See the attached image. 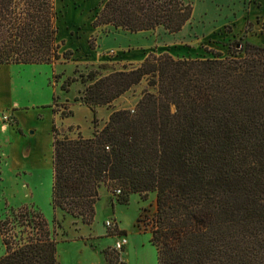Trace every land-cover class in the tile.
I'll list each match as a JSON object with an SVG mask.
<instances>
[{
    "label": "trees",
    "instance_id": "16d2710c",
    "mask_svg": "<svg viewBox=\"0 0 264 264\" xmlns=\"http://www.w3.org/2000/svg\"><path fill=\"white\" fill-rule=\"evenodd\" d=\"M193 1L101 0L91 24L178 32L192 18ZM58 34L55 0H0V65L71 59ZM88 44L95 48L93 38ZM236 44L223 57L149 53L135 67L66 77L61 89L80 80L74 100L94 112L112 108L143 79L152 90L133 108L113 110L101 128L95 114L89 137H71L53 122V209L90 225L103 184L121 190L122 204L155 192L157 264H264V45ZM13 213L0 221V264H60L55 228L23 207ZM21 226L26 235L15 239L9 229ZM103 252L107 264H117L116 250Z\"/></svg>",
    "mask_w": 264,
    "mask_h": 264
},
{
    "label": "rangeland",
    "instance_id": "374dc122",
    "mask_svg": "<svg viewBox=\"0 0 264 264\" xmlns=\"http://www.w3.org/2000/svg\"><path fill=\"white\" fill-rule=\"evenodd\" d=\"M100 2L101 0H55L58 40L64 42L61 51L64 48L74 51L71 59L59 60L52 65H0V221L11 220L14 217L13 212L22 207L29 212L42 215L50 227H55L60 264H94L92 263L94 258L89 252L78 253L74 244L76 242H65L70 240L71 232H74L75 239L85 237L81 226H77L81 220L60 209H53L51 202L53 175L49 158L52 138L49 136L50 126L45 112L40 129L23 126L15 114L42 111L45 109L42 105L47 104L45 99L52 98L51 89L54 90L57 86L58 92L61 91L60 83L66 77H79L80 73L86 74L92 68L98 69L99 73L104 75L122 70L124 65L127 68L135 67L143 61H140L143 56L149 53H169L174 58L202 59L213 58L218 54L223 57L228 54L229 48L239 47L237 42L247 41L264 45L262 32L264 0H194L192 18L178 32L169 33L162 27L139 32H129L109 25L97 27L98 31L87 38V42L93 38L94 50L98 52L101 48L97 58L101 63L91 64L87 62L90 61L89 55L81 52L88 47L83 37L92 27V20L101 8ZM109 41L111 43L106 45ZM132 53L140 54L142 57L130 58ZM53 74H59L60 77H54ZM83 88L84 84L80 80L74 81L69 86L68 95H79ZM147 89L152 90L147 80L143 79L114 102L120 108H133ZM59 99L60 96L51 103L54 108L60 110L57 113L60 114L64 109L70 110V103ZM7 112H11V116L5 120L3 117ZM69 116L62 119L58 117L56 124L69 136L76 137L77 133H80L79 126H72L70 130L62 126ZM39 117L41 118V115ZM75 118L76 116L73 120ZM80 124L83 132H90L86 120L80 121ZM29 136L34 137L27 142L23 140L19 145L17 142L13 148L12 144L17 139ZM47 140L45 152L39 147L42 146V141L45 145ZM10 148H13L11 153ZM11 154L21 165L15 164ZM103 187L105 190L96 203L94 220L87 226L91 233L97 230L103 233L102 236L95 235L94 239H88V242L113 248L117 237L124 235L119 232L117 224V229L106 225L105 210L113 201L121 227L139 234L143 239L140 242L139 239L130 237L127 263L157 264V249L150 242L155 221L156 193H149L146 199L134 193L130 195L128 203L122 204L118 201L119 194L115 193L113 188L108 184H103L101 188ZM54 218L59 225L53 222ZM108 219L115 221L111 217ZM72 228L75 231H72ZM22 231V226L9 229L12 235L15 233V239L19 238ZM22 234L25 236L26 232ZM5 247L0 235V257L5 254ZM123 250L124 247L121 251L116 250L117 264L124 263Z\"/></svg>",
    "mask_w": 264,
    "mask_h": 264
},
{
    "label": "crops",
    "instance_id": "0c3cea01",
    "mask_svg": "<svg viewBox=\"0 0 264 264\" xmlns=\"http://www.w3.org/2000/svg\"><path fill=\"white\" fill-rule=\"evenodd\" d=\"M91 26H92V24H91ZM97 31H98V29L96 27L92 26L91 29L88 31V34L86 36L84 35V37H83L84 43L87 42V38H90V36L92 34H95V32H97ZM106 43H107L106 45H109L111 43V41L106 42ZM64 49H66V48H64ZM100 49L98 50V52H96L94 49L90 48V46L88 44V47H85L84 49H82L81 52L84 51L83 53L89 55L90 61L88 60L87 62H90L91 64H93V63L96 64V63H101V62L98 61L99 59H97L98 56H99ZM130 56H131L130 58H141L142 57V55L136 54V53L135 54L132 53ZM145 57H146V55H144L143 58L140 61H142ZM14 65H16V64H14ZM31 65H41V64H31ZM3 89H4V87H3ZM51 90H52V98L45 99V103H47V104L42 105V107H45V109H42V111H40V110L37 111L36 110V111L29 112V113H16V114L14 113L16 115V117L18 118L19 122L23 126H25V127L34 126V127H38V129H40L39 127H40V124L43 121V116H44V112H45L46 117H47L46 119L48 120L49 126H50L49 127L50 128L49 136H51V138H53L52 137V124H53V122L54 121L56 122L58 117H60V119H62L60 114L57 113L58 111L60 112V110L54 108V106L51 105V103L53 101L54 94L60 96V99H59L60 101L64 100V101L70 103L69 109L72 111V114L68 117V120H66L64 123H62V126L68 127V128L69 127L72 128V126H79L80 133L84 137H89V136L92 135L93 119H94V115L95 114H96V116L98 118V124H99V126L101 128V127H103L105 125V123L109 119V116H110V114H111V112L113 110L121 109L120 107L116 106L115 102H113V107L112 108H109L106 105L105 106H97L95 108V112H94L88 105L84 104L83 102L75 101L74 97L77 96L76 94L75 95L73 94L72 96H69L68 92L62 90L61 87H60L61 91L58 92L57 86L54 88V90L53 89H51ZM64 92H65V94H64ZM30 98H31V96H30ZM40 115H41V118L39 117ZM75 116H76V118H75V120H73V118ZM83 120H86L87 124L90 126V132L89 133L88 132L87 133L83 132V130L81 128L80 121H83ZM7 126H9V125L7 124ZM38 134L36 135V137H38ZM32 137H34V136L23 137L21 139H17L12 144L13 148H14V144H17V142H18V145H19V144L23 143V140H24V142L25 141L27 142ZM41 144H42V146L39 147V149L44 150L46 152V144H48V140L46 141L45 145H44L43 141L41 142ZM51 146H52V143H51ZM13 148H10V153H11V150ZM43 152H42V154H43ZM12 157H13V155H12ZM49 158L51 159V165H52V150H51V152H49ZM14 162H15V164L21 165L18 162V160H16L15 158H14ZM32 165H34V164H32ZM22 166H25V165H22ZM103 190H105L104 187L100 189V191H99L100 194L102 193ZM105 200H106V198H105ZM105 211H106L105 219L107 220L109 217L114 218L115 222H116V224L118 226V229H120V231H124L125 232L124 235L127 237L128 243L124 246V250L122 251V260L124 261L125 264H128L127 263V260H128L127 255H128L130 242H131L130 237L132 236V237H134L136 239H139L140 242L143 241V239H141L139 234H136L135 232L130 231V230L124 228V227H121V224H119V221H118V218H117V213L115 211V202H113V201L110 202V207L106 208ZM77 226L78 227L81 226L80 229L82 230V234L85 237L84 238H80V239H75L76 237H74L75 236L74 232L73 233L71 232L72 236H71V233L69 232L70 235H69V233H68V235L70 236V240L69 241H65V242H71V243L76 242L74 244L76 245L75 249H76V251L78 253H85V252L91 253L93 255V258H94L92 263H94V264H107L106 263V257H105V254H104L103 250L105 248H110V247H108V245H102V244L94 245V244L88 242L89 241L88 239H94L95 235L102 236L103 232H101V230H97V232H92L91 233L90 228L87 227L89 225L84 224L82 222L77 223ZM51 228L53 229L55 227L52 226ZM72 231H75V229L72 228ZM104 233H105V231H104ZM81 239H83L82 242H81ZM109 245H111V244H109Z\"/></svg>",
    "mask_w": 264,
    "mask_h": 264
},
{
    "label": "built area",
    "instance_id": "2783aa9c",
    "mask_svg": "<svg viewBox=\"0 0 264 264\" xmlns=\"http://www.w3.org/2000/svg\"><path fill=\"white\" fill-rule=\"evenodd\" d=\"M9 116H11V112H7L5 115H4V119L7 120L9 119ZM115 193L117 194H120L121 193V190L120 189H116L115 190ZM106 225L111 227L113 226L114 228L116 227V223L114 220H111V219H107L106 220ZM128 242V239L125 235H120L117 237L116 241L114 242V245H113V248L114 250H118V251H121L122 248L127 244Z\"/></svg>",
    "mask_w": 264,
    "mask_h": 264
}]
</instances>
